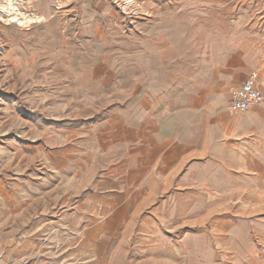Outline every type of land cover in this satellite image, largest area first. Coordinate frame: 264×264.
<instances>
[{
    "label": "rangeland",
    "instance_id": "obj_1",
    "mask_svg": "<svg viewBox=\"0 0 264 264\" xmlns=\"http://www.w3.org/2000/svg\"><path fill=\"white\" fill-rule=\"evenodd\" d=\"M227 51L264 62V0H0V264H264L258 155L135 171L156 115L228 106Z\"/></svg>",
    "mask_w": 264,
    "mask_h": 264
},
{
    "label": "crops",
    "instance_id": "obj_2",
    "mask_svg": "<svg viewBox=\"0 0 264 264\" xmlns=\"http://www.w3.org/2000/svg\"><path fill=\"white\" fill-rule=\"evenodd\" d=\"M253 71L259 72L258 85L264 95V62L251 66L248 56L239 60L231 51L225 52L217 59L210 71L212 80H214L210 93L214 96L224 94L227 96L228 103L231 91L240 88ZM179 110L181 111L178 112ZM183 110L186 111V106L182 109L171 110L173 113L169 110L168 114L162 113L161 116L154 117V128L156 127L157 131H172L168 132L171 136L161 138L153 136L147 140L148 148L141 151L145 157L136 159L134 163L138 178H165V180L175 178L183 171L187 165L186 162L191 159L198 164H202L203 158H208V161L233 163L236 158L245 161L244 154L251 153L258 155V160L264 162V100L247 113L232 112L227 105L225 107L209 105L203 112L201 106L199 110L197 109L199 120L192 126L189 123L181 124L180 114ZM203 114L211 115L209 118L207 115L205 117L208 122H202ZM167 118L168 123H166ZM157 119L160 120L159 124H157ZM187 128L194 129L193 138L185 137L181 133ZM203 129L206 130L204 135L202 134ZM5 179L0 173V192L8 191L5 187L8 180ZM19 182L16 181V183ZM157 184L164 185V181L157 182ZM153 185H155L154 181H151L148 185L149 189L145 190L146 194L163 192V189L152 190ZM17 186L16 190H20L19 184ZM13 196L16 197V194L13 193ZM19 196L18 191L17 202L14 201L13 204L0 202V223L6 221L5 218L7 220L11 217L18 218L20 212L17 213V210L24 209V203L20 202ZM5 223L8 224L7 221Z\"/></svg>",
    "mask_w": 264,
    "mask_h": 264
},
{
    "label": "built area",
    "instance_id": "obj_3",
    "mask_svg": "<svg viewBox=\"0 0 264 264\" xmlns=\"http://www.w3.org/2000/svg\"><path fill=\"white\" fill-rule=\"evenodd\" d=\"M259 78V72L253 71L240 88L231 91L227 106L230 111L247 113L263 102L264 95L258 85Z\"/></svg>",
    "mask_w": 264,
    "mask_h": 264
},
{
    "label": "bare ground",
    "instance_id": "obj_4",
    "mask_svg": "<svg viewBox=\"0 0 264 264\" xmlns=\"http://www.w3.org/2000/svg\"><path fill=\"white\" fill-rule=\"evenodd\" d=\"M14 18V17H13Z\"/></svg>",
    "mask_w": 264,
    "mask_h": 264
}]
</instances>
